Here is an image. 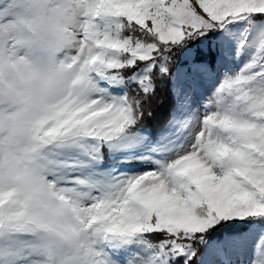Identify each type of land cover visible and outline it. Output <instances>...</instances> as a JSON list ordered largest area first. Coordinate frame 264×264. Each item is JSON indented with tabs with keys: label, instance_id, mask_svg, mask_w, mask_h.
I'll return each instance as SVG.
<instances>
[{
	"label": "snow or ice",
	"instance_id": "snow-or-ice-1",
	"mask_svg": "<svg viewBox=\"0 0 264 264\" xmlns=\"http://www.w3.org/2000/svg\"><path fill=\"white\" fill-rule=\"evenodd\" d=\"M240 21L251 60L146 135L177 54L215 41L207 71ZM260 21L264 0H0V264H234L237 232L264 228ZM109 154L154 166L98 173Z\"/></svg>",
	"mask_w": 264,
	"mask_h": 264
},
{
	"label": "rangeland",
	"instance_id": "rangeland-1",
	"mask_svg": "<svg viewBox=\"0 0 264 264\" xmlns=\"http://www.w3.org/2000/svg\"><path fill=\"white\" fill-rule=\"evenodd\" d=\"M238 27L233 29L231 26L226 30L233 34L231 39L230 49L227 50V55L224 56L223 62L208 63L207 71L193 70V64H204L206 61L200 59L197 61L195 53L198 47L202 51L208 45H215V41L205 37H200L197 40L191 41L187 48L177 54L176 63H180L174 70L172 76V94L174 96L175 105L171 112V117L175 115L177 119H186L188 112L182 110V106L187 104L191 110L204 111V105L207 103V98L212 95L219 83L224 79L225 75H235L238 73L252 58L255 49L245 45L244 49H240V44L247 38L251 40L250 32L253 31L252 26L247 21L237 22ZM259 23L264 24V21ZM209 37L213 34L209 33ZM239 51V55H237ZM179 90V95H177ZM188 97L186 100L185 97ZM170 117V118H171ZM166 121L162 126H158L156 131L146 128L145 134L156 138L161 131L167 133L169 129L165 128ZM152 165L146 159H133L120 154H109L105 158L102 165L97 169L98 173L108 172L112 175H119L121 172L134 173L137 171H146ZM264 236V228L258 230H246L237 232L232 239V244L235 250L234 264H251L255 258V246ZM203 264H208V257H202Z\"/></svg>",
	"mask_w": 264,
	"mask_h": 264
},
{
	"label": "trees",
	"instance_id": "trees-1",
	"mask_svg": "<svg viewBox=\"0 0 264 264\" xmlns=\"http://www.w3.org/2000/svg\"><path fill=\"white\" fill-rule=\"evenodd\" d=\"M202 51L198 47L196 53ZM180 55V53H179ZM178 57V55H177ZM176 57V58H177ZM197 61L200 60L196 57ZM176 63V62H175ZM180 63L177 62L176 66ZM172 77L162 81L157 88L156 99L153 102V114L146 121L147 129L156 131L158 126H162L171 117L172 109L175 105L174 96L172 94ZM245 230H239L238 232H244Z\"/></svg>",
	"mask_w": 264,
	"mask_h": 264
}]
</instances>
